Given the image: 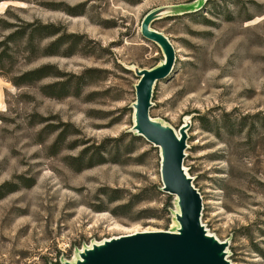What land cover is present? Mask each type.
Masks as SVG:
<instances>
[{
    "label": "rangeland",
    "instance_id": "rangeland-1",
    "mask_svg": "<svg viewBox=\"0 0 264 264\" xmlns=\"http://www.w3.org/2000/svg\"><path fill=\"white\" fill-rule=\"evenodd\" d=\"M151 14L149 30L168 39L175 62L153 86L149 116L175 133L188 127L183 168L202 198L201 225L227 244L229 264H264V0L2 1L0 186L17 189L0 199V264H75L105 240L178 228L159 150L133 131L135 72L164 61L141 35ZM34 21L81 44L71 56L66 47L43 56L55 37L33 49L7 42ZM43 65L66 76L101 70V79L61 100L40 93L53 78L14 84ZM49 125L58 131L49 135ZM63 130L72 135L51 156ZM89 148L102 152L75 171L69 159Z\"/></svg>",
    "mask_w": 264,
    "mask_h": 264
},
{
    "label": "water",
    "instance_id": "water-1",
    "mask_svg": "<svg viewBox=\"0 0 264 264\" xmlns=\"http://www.w3.org/2000/svg\"><path fill=\"white\" fill-rule=\"evenodd\" d=\"M154 18L151 14L144 20L141 35L160 47L164 61L151 70L135 72L138 83L133 131L159 150L161 191L177 202L178 228L175 232H140L105 240L80 252L75 264H229L227 244L209 236L201 225L202 198L183 168L188 127H181L175 133L149 116L153 86L170 75L175 62L168 39L149 30Z\"/></svg>",
    "mask_w": 264,
    "mask_h": 264
},
{
    "label": "trees",
    "instance_id": "trees-1",
    "mask_svg": "<svg viewBox=\"0 0 264 264\" xmlns=\"http://www.w3.org/2000/svg\"><path fill=\"white\" fill-rule=\"evenodd\" d=\"M4 0H0V3ZM55 37V39L44 49L43 56H53L57 55L58 49L62 47H66L64 49V55L71 56L73 55V50L75 47L81 44L82 38L75 36L74 34H67L65 31L62 32V28L57 27L54 24H41L38 21L28 22L25 23L20 29L14 30V32L7 38V42L16 43L17 41L26 40V48L33 49L34 42L41 41L43 39ZM6 42V43H7ZM4 54V53H3ZM0 56V61L3 56ZM101 73V70H85L79 75H69L60 72L55 66L53 65H43L34 70H30L25 72L24 74L15 78L14 84L16 86L20 85H31L37 82H40L47 78H53L54 82L42 85L40 87V93L47 98L61 100L70 96L79 97L81 95V91L84 87L91 85L93 82L101 79L98 74ZM68 77V78H66ZM202 120V119H199ZM42 121V120H41ZM42 123V122H41ZM67 127V125H63ZM50 128V129H49ZM46 129H49L47 132L49 135L54 134L58 131L57 126H47ZM44 132V131H42ZM72 135V132L67 130H63L62 132L58 133L53 141L52 145L49 147L51 156H54L60 152V147L62 142L66 140L68 136ZM139 138V137H138ZM70 149H73L74 146H69ZM95 149V148H94ZM98 150V149H97ZM100 150V149H99ZM89 152L87 158H85L86 154ZM102 151H96L92 148L84 150L78 157L69 159L71 160L72 167H74L75 171H81L83 168V162L86 159V167H92L95 162H92L94 155L101 154ZM103 159V158H101ZM84 160V161H83ZM83 161V162H82ZM97 164H103L104 161L100 160L96 162ZM27 184L25 187H32L33 183L30 180H26ZM16 186H13L11 183H5L4 185L0 186V199L12 192L16 191ZM117 193V192H114ZM118 196L113 197L110 201L119 200ZM125 206H120L116 208L112 213H115L117 210L124 208Z\"/></svg>",
    "mask_w": 264,
    "mask_h": 264
},
{
    "label": "bare ground",
    "instance_id": "bare-ground-1",
    "mask_svg": "<svg viewBox=\"0 0 264 264\" xmlns=\"http://www.w3.org/2000/svg\"><path fill=\"white\" fill-rule=\"evenodd\" d=\"M143 232H149V231H143ZM137 233H140V232H137ZM135 234V233H134ZM130 235H132V234H130Z\"/></svg>",
    "mask_w": 264,
    "mask_h": 264
}]
</instances>
